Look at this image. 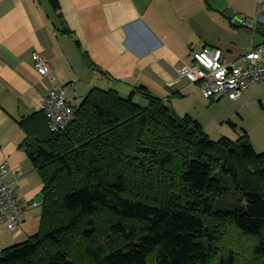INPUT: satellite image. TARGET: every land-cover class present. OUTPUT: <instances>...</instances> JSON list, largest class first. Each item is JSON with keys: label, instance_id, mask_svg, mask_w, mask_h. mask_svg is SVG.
I'll return each instance as SVG.
<instances>
[{"label": "trees", "instance_id": "trees-1", "mask_svg": "<svg viewBox=\"0 0 264 264\" xmlns=\"http://www.w3.org/2000/svg\"><path fill=\"white\" fill-rule=\"evenodd\" d=\"M73 107L59 132L43 110L20 121L40 226L0 264H264V152L246 131L211 139L144 86Z\"/></svg>", "mask_w": 264, "mask_h": 264}, {"label": "crops", "instance_id": "crops-1", "mask_svg": "<svg viewBox=\"0 0 264 264\" xmlns=\"http://www.w3.org/2000/svg\"><path fill=\"white\" fill-rule=\"evenodd\" d=\"M57 5L52 0H0V163L8 165L5 181L14 186L16 198L39 203L23 210L18 228L0 229V251L40 226L44 185L20 147L26 137L20 121L41 111L52 85H62L72 105L93 87L127 97L144 86L168 100L176 115H191L205 131L192 108L179 103L205 97L200 84L180 77L178 69L192 62L191 51L206 45L226 55L225 32L242 26L232 19H252L256 0H57ZM34 51L47 59L54 82L36 70ZM134 98L146 103L139 94Z\"/></svg>", "mask_w": 264, "mask_h": 264}, {"label": "built area", "instance_id": "built-area-1", "mask_svg": "<svg viewBox=\"0 0 264 264\" xmlns=\"http://www.w3.org/2000/svg\"><path fill=\"white\" fill-rule=\"evenodd\" d=\"M259 11L254 18L235 17L232 22L246 26L253 31V38L247 51L228 60L219 47L204 46L199 51H191L192 62L178 69L180 77L199 83L206 98L231 100L240 98L251 84L264 81V41L256 44L254 35L264 26V0H258ZM38 73L50 77L47 59L40 51L32 54ZM54 82V78L50 77ZM41 110L44 111L52 132L64 130L74 118V107L65 96L62 85L54 84L44 97ZM8 165L0 163V229L13 231L21 223V213L28 207L39 204L32 201L20 202L15 196L14 186L5 181Z\"/></svg>", "mask_w": 264, "mask_h": 264}, {"label": "rangeland", "instance_id": "rangeland-1", "mask_svg": "<svg viewBox=\"0 0 264 264\" xmlns=\"http://www.w3.org/2000/svg\"><path fill=\"white\" fill-rule=\"evenodd\" d=\"M258 11V0H256L254 17ZM224 35L227 40L222 46L227 59L231 60L239 56V52L244 50L245 46H250L253 31L246 26H233L232 30L229 33L225 32ZM263 41L264 26H261L259 32L254 35V42L258 44ZM192 99V97L186 98L179 103L182 108H192L193 114L203 122L205 131L211 139L226 137L237 140L246 131L255 151L264 152V81L251 84L236 100L227 97L216 100L203 96L200 101L192 102ZM137 102L143 103L141 100Z\"/></svg>", "mask_w": 264, "mask_h": 264}]
</instances>
